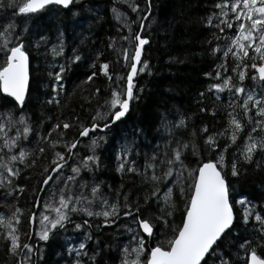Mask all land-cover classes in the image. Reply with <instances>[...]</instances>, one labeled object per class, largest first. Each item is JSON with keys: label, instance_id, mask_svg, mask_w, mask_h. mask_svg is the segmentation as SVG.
Instances as JSON below:
<instances>
[{"label": "snow or ice", "instance_id": "1", "mask_svg": "<svg viewBox=\"0 0 264 264\" xmlns=\"http://www.w3.org/2000/svg\"><path fill=\"white\" fill-rule=\"evenodd\" d=\"M117 2L136 13V19L130 20L126 12L115 7ZM81 3L82 0H7L6 3L0 0V8L13 10V19L0 24V95L12 105L0 107V153H3L0 155V186H10L14 178L20 177L22 169L16 165L29 166V158H39L45 153V148L40 147V144L47 143L51 151V162L43 170L41 187L33 190L35 195L28 216L31 225L39 213V229H30L27 233L20 231L21 216L24 214L21 207L4 205L10 209V215L0 214V229L3 230L7 252L18 257L17 264H32V256L40 250L27 242L33 236L47 242L50 235H56L59 230L66 231L67 224H73L75 231L85 226L91 227L87 219L82 223H74V214L103 217L105 225L115 224L122 215L131 217L136 228L126 227L130 237L128 243L119 249V264H207L209 258L213 259V264H264V252H258V249H264V201L260 202V210L257 211V205L246 195L233 194L225 172L227 167L231 176L237 177L243 165L254 163L257 169L264 166V0H219L214 4V8L219 11L206 18L207 27L223 34L212 32V38L225 41L223 47L217 45L211 48V52H223V56L218 57L221 61L231 57V74L228 64L224 62L216 66L214 76L211 72L205 73L215 81L208 85L207 91L221 93L227 90L232 97L227 107L233 111L227 113L225 128L210 133L207 126L202 127L200 138L203 147H200L195 140L184 141L177 136L179 130L186 129V118L180 116L178 119H169L170 110L165 109L159 113V123L155 129L162 141V151L158 145L152 155L145 154L143 173L135 166V161L128 163L130 145L120 147L117 171L126 170L142 175V183L151 184V190L144 195L143 204L151 203L158 210V214L153 217L142 216L140 202H130L128 193L117 190L114 198L109 199L102 189L103 182L96 181L94 176L91 180H85L81 175L82 172L92 174L99 167L96 148L104 136L91 134L103 132L121 121L130 112L131 102L139 99L135 78L149 70L148 61L142 60L144 46L149 44V40L141 33L144 21L151 14L152 0H144L143 9L135 0H113V6L109 8L113 20L119 25L117 31L121 27L128 29V35L119 37L127 43V47H116V37H112L113 42L108 44V48L116 53V62L123 60L125 71L123 75L119 72L110 73L108 62L99 65L100 73L109 81L110 97L96 110L88 126H80L78 133V137L90 138L88 150L91 154L80 157L78 152L73 151L77 148L78 139L64 141V130L74 127V123L60 121L51 124L47 132L42 134L32 127L30 117L24 111L30 81V54L22 38L28 30L27 21L45 11L48 6L71 10L72 5ZM87 10L92 11L91 8ZM78 14L72 11L73 17ZM15 17H24L26 21L19 34ZM137 22L139 30L134 31L132 25ZM227 29L232 30L231 35ZM62 36L63 33H59L57 39L60 43L51 49L53 56L64 53ZM41 42L47 43L43 35L39 37L37 45ZM80 60L81 56L73 49L69 63ZM93 66L94 62L89 65ZM58 69L48 72V76L54 79L51 84L53 95L47 101L49 104L59 105L56 96L64 91L62 73L66 71V66L61 64ZM95 75L92 72L81 83L91 81ZM246 79L253 82L251 87L245 85ZM98 92L99 89H96L93 95ZM238 100L240 103H237ZM237 107L241 110L239 115L235 114ZM200 111L205 109L201 108ZM75 120L76 117H73ZM245 128L248 129L247 134L242 136ZM136 132L140 136L146 134L142 128H137ZM54 133L56 138L52 139ZM191 136L196 137L197 133L192 132ZM223 137L226 140L221 147L217 141ZM241 140L242 143H238ZM24 142H36V147L26 149L21 146ZM58 146L62 150H56ZM233 146H236V151L232 152V159L226 164L225 153ZM190 157L195 158L194 161ZM69 159L74 161L73 164L69 165ZM31 163L34 164L35 159ZM69 167L71 174L65 176L64 170ZM51 181L57 183L50 185ZM16 191L23 192L24 188L21 186ZM41 192L44 193L42 210L38 208ZM177 192L179 199L184 202L181 221L171 227V236L163 241L156 240L157 231L169 226L170 218L177 210L174 199ZM12 194L11 191L5 193L6 196ZM121 196L122 204L119 202ZM234 205L243 208L242 219L245 224L250 220L255 221L254 230L259 235L253 239L242 238V242L240 239L235 240L233 246L238 251L225 256L220 252L217 242L232 232ZM83 236L84 240L79 242L78 247L69 248L70 252L75 253L73 264H86L85 257L87 264H101L97 257L102 255V250L94 248L89 255L86 242L91 240V235L83 232ZM152 241H155L154 245ZM240 251L245 253L244 257H241Z\"/></svg>", "mask_w": 264, "mask_h": 264}, {"label": "trees", "instance_id": "2", "mask_svg": "<svg viewBox=\"0 0 264 264\" xmlns=\"http://www.w3.org/2000/svg\"><path fill=\"white\" fill-rule=\"evenodd\" d=\"M135 2L141 9L145 8L144 0H135ZM218 2L219 0H152L151 14L144 21V30L141 33L149 40L143 54V60L148 61L149 70L139 74L135 79L139 99L131 102V110L123 120L103 132L97 131L91 134L100 133L104 136V140L100 141L99 147L96 148L99 167L92 174L82 172L81 175L85 180H91L94 176L96 181L103 182L102 189L109 199L114 198L117 190L128 193L130 202H140L141 214L144 217H153L158 214L153 204H143L144 195L151 190L152 186L142 183V175L129 173L126 170L117 171L120 163L117 156L121 142L127 140L133 144L128 153V163L135 161V166L143 173L145 154L152 155L158 145L161 146L162 151V141L159 140L155 131L160 112L165 109L170 110L169 119L185 117L187 127L179 130L177 136L184 141L195 140L200 147H203L200 129L207 126L210 133L223 130L227 123V113L233 111L232 108L227 107L232 99L230 94L207 91L208 85L215 81L205 73L211 72L214 76L216 66L222 62L228 64L231 73V57L221 61L218 59L219 52L215 54L211 52V48L225 41L213 39L211 33L217 32V29L206 26L207 16L219 11L214 8V4ZM112 6L113 0H82L81 4L72 5L71 10L48 6L45 11L27 21L28 30L24 32L22 38L30 54V84L24 111L30 117L32 127L40 133H46L51 124L64 121L75 125L64 130V141L78 139L80 126H88L96 110L106 98L110 97L109 81L100 73L99 65L108 62L110 73L119 72L123 75L125 71L122 66L123 60L116 62V53L108 48V44L113 42L112 37H116V47H127V43L119 37L128 35V29L121 27L119 32L117 31L119 25L109 12ZM115 7L126 12L130 20L136 19V13H132L126 5L117 2ZM88 8L92 11H88ZM12 11L10 8H0V24L13 19ZM72 11L79 14L73 17ZM15 22L18 25L17 34H19L25 27V18L15 17ZM138 23L132 25L134 31L139 30ZM61 32L64 53L53 56L51 49L60 43L57 37ZM217 34L223 35L218 32ZM41 35L46 37L47 43L41 42L37 45ZM73 49L77 55L81 56V60L69 63V57L73 56ZM97 53H99L98 56ZM93 62L94 66L89 67ZM61 64L66 66V71L62 73L64 91L56 96L59 105L49 104L47 101L53 95L51 84L54 79L48 76V72L58 71V66ZM92 72L96 73L93 79L82 84L81 82L86 80ZM249 82L250 79H246L244 83ZM96 89H99V92L94 96ZM200 93L204 95L201 96ZM237 103L240 101L238 100ZM11 106L0 95V107ZM201 108L205 111L201 112ZM240 111L237 107L235 114L239 115ZM73 117H76L75 121ZM137 128L144 129L146 134L140 136L136 132ZM247 130L245 128L241 135H245ZM192 132H196L197 136L192 137ZM51 138H56L55 133ZM225 140L226 137L220 138L217 143L222 147ZM26 144L28 149L36 147V142ZM39 146L45 148V153L39 158L35 156L29 158V166L16 165L22 169L20 177L14 178L10 186H0V214L10 215V209L4 205H15L24 209L19 225L22 233H27L31 229L28 216L32 210L35 195L33 190L41 187L43 170L51 162L48 144L43 143ZM56 150L62 149L58 146ZM235 151L236 146H233L225 153L226 164L232 159L231 154ZM74 152H78L80 157L91 154L89 150L79 148H76ZM32 159H35L34 164L31 163ZM190 159L194 161L195 158L190 157ZM185 163L187 164L188 161ZM193 166H195L194 163ZM225 172L227 181L234 190L233 194L246 195L253 204L257 205L256 210L259 211L260 202L264 201V166L257 169L254 163L243 165L240 167L241 174L237 177H232L227 167ZM21 186L24 191L18 193L16 189ZM9 191L13 194L6 196L5 193ZM42 194L44 193H39L41 198ZM174 199L178 205L177 210L170 218L169 226L157 231L156 240L163 241L171 236V227L181 221L184 202L179 199L178 192ZM119 202L123 203L122 196ZM243 211L241 206L234 205L235 221L232 232L217 242L220 252L225 256L238 251L233 246L235 240L240 239L242 242V238L253 239L259 235L254 230L255 221L250 220L248 224L243 222ZM84 219L89 221L91 227L85 226L80 231H75L72 224H67L66 231L59 230L56 235H50L47 242L39 241L35 236L28 240L27 242L40 249L32 256V264H73L76 258L70 260L66 257L67 241L72 239L74 244L77 242L79 244L83 232L91 235V240L86 242L89 255L94 248L98 247L102 250V255L97 257L101 264H119V249L130 237L126 227L133 225L132 218L121 215L115 224L105 225L104 219L100 217H86L82 214L72 216L74 223H82ZM23 241L24 237H22ZM151 243L154 245L155 241ZM258 252H264V249H258ZM240 255L244 257L245 253L240 251ZM17 260V256L7 252L3 230L0 229V264H17ZM84 260L87 264V257ZM207 264H213V259L209 258Z\"/></svg>", "mask_w": 264, "mask_h": 264}, {"label": "rangeland", "instance_id": "3", "mask_svg": "<svg viewBox=\"0 0 264 264\" xmlns=\"http://www.w3.org/2000/svg\"><path fill=\"white\" fill-rule=\"evenodd\" d=\"M227 31V33L229 34V35H231L232 34V30L231 29H227L226 30ZM128 46V45H127ZM220 46L221 47H223L224 46V42H222L221 44H220ZM220 53V57L221 56H223V52H219ZM229 74H231L230 72H229ZM252 84H253V82L250 80V82L248 83V84H245L246 86H248V87H251L252 86ZM226 94H230L227 90H225L224 91ZM222 93V92H221ZM248 131V130H247ZM246 131V132H247ZM247 134V133H246ZM245 134V135H246ZM93 136H102V134H100V133H98L97 135H93ZM27 142H25L24 144H22L21 146L22 147H25L26 149H28L27 147H28V145L26 144ZM241 143H242V141H241ZM26 144V145H25ZM90 144V138H88L86 141H82V140H80L79 141V143L77 144V148H79V149H85V150H88V145ZM124 145H130V149L132 148V143L131 142H128L127 140H125V141H122L121 142V144L119 145V155H120V147L121 146H124ZM76 149H74V151H75ZM80 152V151H79ZM73 160L72 159H69V165H71V164H73ZM64 174H65V176H67V175H70L71 174V172H70V167L69 168H66L65 170H64ZM4 175H6V173H4ZM52 182V181H51ZM57 182H55V181H53L52 182V184L50 183V185H55ZM49 187V186H48ZM43 198H44V194H42V198H41V203H40V206H38V208L40 209V210H42V208H43ZM75 215V214H74ZM100 218H103V217H100ZM132 224H133V222H132ZM31 226V225H30ZM39 227H40V224H39V213L37 212V215H36V219H35V222H34V224H33V228L32 229H39ZM131 227L132 228H136V225L135 224H133V225H131ZM72 228L74 229V227H73V224H72ZM129 235H130V233H129ZM62 236H65V235H62ZM83 239V235H81V240ZM128 241H129V239H128ZM128 241H126V242H124V244L121 246V249L124 247V245H126L127 243H128ZM67 243H68V246H67V253H66V257L67 258H69L70 260H72L73 258H76L75 257V253H72V252H70L69 251V248L70 247H72V248H76V247H78V242L77 243H75L74 244V242L72 241V239H69V241H67ZM73 254V255H72ZM143 258V257H142Z\"/></svg>", "mask_w": 264, "mask_h": 264}, {"label": "water", "instance_id": "4", "mask_svg": "<svg viewBox=\"0 0 264 264\" xmlns=\"http://www.w3.org/2000/svg\"><path fill=\"white\" fill-rule=\"evenodd\" d=\"M145 47H146V45L144 46V49H145ZM143 54H144V50H143V52H142V60H143ZM136 79V78H135ZM29 84H30V81H29ZM26 96H27V94H26ZM124 119V118H123ZM122 119V120H123ZM88 137H78V140L80 141V140H85V139H87ZM73 151H74V149H73ZM53 175H55V174H53ZM51 183V182H50ZM45 187H48V186H45ZM234 216H235V214H234ZM35 221V220H34ZM34 221H33V223L31 224V229L33 228V224H34ZM234 221H235V219H234ZM219 242V241H218ZM208 256V254H206V257Z\"/></svg>", "mask_w": 264, "mask_h": 264}]
</instances>
